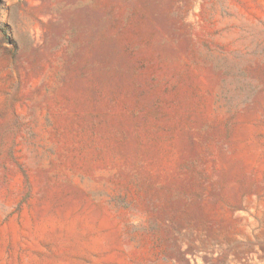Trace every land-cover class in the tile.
Returning <instances> with one entry per match:
<instances>
[{
    "label": "rangeland",
    "instance_id": "rangeland-1",
    "mask_svg": "<svg viewBox=\"0 0 264 264\" xmlns=\"http://www.w3.org/2000/svg\"><path fill=\"white\" fill-rule=\"evenodd\" d=\"M0 264H264V0H0Z\"/></svg>",
    "mask_w": 264,
    "mask_h": 264
}]
</instances>
